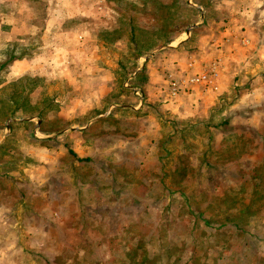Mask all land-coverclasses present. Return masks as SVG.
<instances>
[{"label": "crops", "instance_id": "obj_1", "mask_svg": "<svg viewBox=\"0 0 264 264\" xmlns=\"http://www.w3.org/2000/svg\"><path fill=\"white\" fill-rule=\"evenodd\" d=\"M197 2L202 12L190 28L165 40L164 29L148 27L155 5L165 0H0V152L10 139L5 131L16 124L28 128L18 149L29 160L17 186L0 184V233L12 243L4 255L23 249L50 254L59 244L54 227L70 233L85 223V234H78L84 240L91 217L103 222L85 209L105 205L107 191L113 192L108 207L159 206L165 110L174 119H202L203 126L219 119L208 126L214 147L223 127L248 132L250 147L237 155L246 153L252 162L240 163L233 154L219 169L234 163L252 187L256 175L264 176V0ZM210 64L216 90L198 83L168 95L165 72L179 76ZM125 75L143 82L141 104L130 93L127 102L117 101L126 93ZM47 124L53 127L48 133ZM211 159L197 161L210 176ZM14 201L17 210H11ZM10 260L1 264H23Z\"/></svg>", "mask_w": 264, "mask_h": 264}, {"label": "rangeland", "instance_id": "obj_2", "mask_svg": "<svg viewBox=\"0 0 264 264\" xmlns=\"http://www.w3.org/2000/svg\"><path fill=\"white\" fill-rule=\"evenodd\" d=\"M192 2L194 5L186 0H165V6L155 5L156 14H153L148 27L164 29L165 40L176 33L179 36L181 31L190 28L201 10L197 0ZM139 32V35L145 34ZM163 81L166 86L165 75ZM133 82L129 76L122 77L120 83L126 93L118 102H127L129 93L137 98V102L140 100L139 104L144 101L143 82L140 79L139 85ZM133 88L140 91V97L134 94ZM113 102L112 98H107L108 104ZM216 109L221 111L218 107ZM227 112L220 116L227 115ZM9 113L11 116L13 111ZM169 114L165 110V119L169 121L165 122V191L157 193L159 206L139 207L138 210L124 205L108 207L112 203L108 201L109 198L112 200L113 192L107 191L105 205L85 209L104 223L91 217L89 235L84 240L78 234H85V223L74 227V232L70 233L63 230L59 233L54 227L51 235L59 244L50 246V254L46 251L36 255L25 254L27 250L23 249V253L4 255L2 249L11 247L12 243L5 242L1 231L0 264L8 259L23 264H264V176L256 175L259 180L252 187L247 183L250 176L237 171L234 163H228L222 170H233L230 175L222 174L219 169L220 165L232 161L233 154L241 159L240 163L252 162L253 158L245 159L246 153L237 155L249 149L250 136L244 135L250 134L246 132L243 135L241 129L230 133L228 127H223L226 132L216 134L221 144L214 147L209 139L215 132L208 126L219 122V119L203 126L202 119L186 121L169 117ZM18 115L14 114L15 117ZM185 121L190 125L184 127ZM11 125L13 128L5 131L10 139L0 152V184L12 188L17 186L19 179L24 180L23 168L29 165V160L18 149V140L23 135L27 136L28 128L18 129L16 124ZM46 126L43 129L48 133L53 127ZM139 128L143 131L140 125ZM36 134L41 135V132ZM228 136H234L233 143L224 142L228 141ZM201 157L208 161L212 157L209 165L215 171L212 176L197 167ZM92 181L95 177L91 184ZM13 204L11 210L17 208L16 201ZM3 207L0 206V214L4 215ZM137 214L139 219H133ZM102 223L106 230L104 238L99 233L103 232L100 228Z\"/></svg>", "mask_w": 264, "mask_h": 264}, {"label": "built area", "instance_id": "obj_3", "mask_svg": "<svg viewBox=\"0 0 264 264\" xmlns=\"http://www.w3.org/2000/svg\"><path fill=\"white\" fill-rule=\"evenodd\" d=\"M188 4L194 5L193 0H186ZM192 61L188 62L187 68H191ZM216 76L214 64H210L207 70L201 69L198 72H192L189 74H183L179 76H174L171 73L165 74L166 86L169 96H176L181 92H185L191 88V86L201 83L205 86L211 87V89L216 90V85L212 83ZM134 94L140 97V91L133 88ZM140 102V100H139Z\"/></svg>", "mask_w": 264, "mask_h": 264}, {"label": "trees", "instance_id": "obj_4", "mask_svg": "<svg viewBox=\"0 0 264 264\" xmlns=\"http://www.w3.org/2000/svg\"><path fill=\"white\" fill-rule=\"evenodd\" d=\"M168 249L165 248V251H167Z\"/></svg>", "mask_w": 264, "mask_h": 264}]
</instances>
